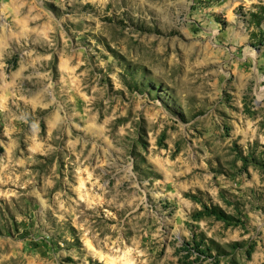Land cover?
<instances>
[{
    "label": "rangeland",
    "instance_id": "rangeland-1",
    "mask_svg": "<svg viewBox=\"0 0 264 264\" xmlns=\"http://www.w3.org/2000/svg\"><path fill=\"white\" fill-rule=\"evenodd\" d=\"M259 5L0 0V264H264Z\"/></svg>",
    "mask_w": 264,
    "mask_h": 264
},
{
    "label": "trees",
    "instance_id": "trees-1",
    "mask_svg": "<svg viewBox=\"0 0 264 264\" xmlns=\"http://www.w3.org/2000/svg\"><path fill=\"white\" fill-rule=\"evenodd\" d=\"M264 22V5H259L256 11L249 14L248 23L252 27L250 33V39L256 41L255 47L262 46L264 44V31L262 30V24Z\"/></svg>",
    "mask_w": 264,
    "mask_h": 264
}]
</instances>
